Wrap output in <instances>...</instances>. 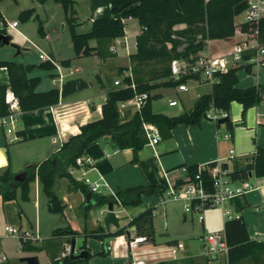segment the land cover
Returning <instances> with one entry per match:
<instances>
[{
	"label": "trees",
	"instance_id": "1",
	"mask_svg": "<svg viewBox=\"0 0 264 264\" xmlns=\"http://www.w3.org/2000/svg\"><path fill=\"white\" fill-rule=\"evenodd\" d=\"M3 1L0 0V4ZM50 1L59 4L65 11L77 58L92 55H98L103 59L110 57V46L113 40L125 36V20L136 19L142 32L137 37V50L130 56L133 75L132 79L128 77L124 79L125 87L115 86L109 89L102 105L101 119L82 125L78 134L71 136L56 153L43 162L27 166L23 172L26 177L22 182L15 179L16 174L10 167L7 168L0 175V196L4 202L15 200L19 189L22 198L27 199L30 183L38 178L43 192L48 198L49 211L64 217L67 205L54 191L57 179L65 178L76 190L88 193V187L74 179L69 170L76 166V160L84 157L91 146L105 137H109V143L116 150L131 149L137 156L138 152L149 143L144 131V123L155 125L163 138H170L173 129L180 124L199 125L205 118L206 112L212 107L228 111L231 103L238 102L243 106V112H245L262 101L264 86L238 88V72L242 67L235 66L228 72L219 74V81L212 85V92L200 96L190 110L175 117H168L153 110V102L161 97L160 94H152L155 90L174 88L189 81H200L201 79L200 74L182 75L179 79L173 78L171 63L183 55L178 50L182 39L201 36L203 39L231 41L237 33H244L249 41L256 39L264 43V16L259 21L236 24V18L242 15L248 7V0H112V16L93 20L90 31L86 33L76 31L79 23L75 0H36L40 4ZM32 18L38 19L35 8L26 9L19 15V20L22 23H27ZM1 22H6V19L0 8V36L8 35L6 28H1ZM179 25H185L186 28L177 30L176 27ZM38 32L41 36H45L41 22ZM93 41H96V46H91ZM152 63L163 66L153 78L147 79L146 75L142 74L141 68ZM70 64V59L61 61L63 67H69ZM1 68L6 69L9 79L8 85H0L2 115L7 114L5 97L8 90H11L19 98L21 110L26 113L55 106L62 98L89 87V84L82 79H70L63 84L61 89L52 88L44 92L37 91L41 84V78L31 77L29 74L37 68L54 71L56 67L50 62H42L36 66L16 61H0ZM245 68L251 72L249 66ZM122 73L120 71L119 75ZM55 76L56 74L52 75V77ZM132 83L136 84L135 89L131 88ZM141 93L148 94L144 106L135 113L126 112L122 118L119 113V104L129 101ZM217 125L220 127L219 124ZM226 126L229 130L233 129L230 120ZM19 135L24 141L34 138L33 135L25 131H20ZM208 166L213 167V163ZM223 167L228 169L226 164H223ZM198 172L199 166L197 165L187 167L188 176L192 180L195 179ZM252 173L257 178L264 177V147H258L245 165L233 161L229 176L233 182L240 183L249 180ZM202 178L205 180L210 178L207 170L202 171ZM183 184L185 182H178L177 187ZM166 193L167 189L161 185H141L120 190L116 193V197L93 194V204H89L86 210L89 213L93 208H104L110 202L125 208H136L142 205L143 197L163 198ZM153 211L154 208H147L129 223L135 228L137 235H143L150 240L155 237ZM224 231L230 248L228 264H243L244 262L264 264V241L250 238L243 218L226 220ZM126 233V226L114 232H107L102 225H99L97 228L85 232V244L82 250L88 251L87 258H72L68 254L59 258L48 248L51 257L50 264H89L92 254L86 245L88 237L102 241L105 247L99 255L108 256L106 246L110 240L124 236ZM77 236H80V233L68 226L54 230L52 240L66 237L68 242H72ZM20 245L22 251L30 250V242L20 240ZM44 250H46L45 246L33 247L34 252ZM61 250L63 251L62 248Z\"/></svg>",
	"mask_w": 264,
	"mask_h": 264
},
{
	"label": "crops",
	"instance_id": "2",
	"mask_svg": "<svg viewBox=\"0 0 264 264\" xmlns=\"http://www.w3.org/2000/svg\"><path fill=\"white\" fill-rule=\"evenodd\" d=\"M5 1L6 0L0 4L1 11L6 21L8 23H13L15 20L10 22L8 15L3 8ZM75 1L78 23L80 25L81 18L85 17L84 15H88L90 22L87 26L89 31L92 27L93 20L112 16V0H80V3L77 0ZM51 3L52 2L50 1L46 4H40L36 2V0H32V6L24 7L35 8L39 19L38 7L45 5L47 6ZM57 5L60 6L59 4ZM29 8H21L22 10H20L19 15L22 11ZM240 16L236 18L237 25L244 22H238V18ZM125 23V36L113 40L110 46V57L103 59L98 55H92L90 57L77 58L74 55L67 58L71 60L69 67L61 66V72L66 77L64 78L63 83H61L59 89H61L63 84L70 79H82L89 84L88 88L71 96L62 98L55 106L42 108L35 112H22L16 126V134L19 135L20 131H25L33 135L34 138L32 140H20L11 143L6 131L0 128V175L9 167L14 174L18 175L23 173L27 166L43 162L51 155L56 153L60 149L61 145L71 136L78 134L82 125L101 119L102 105L106 100L109 89L112 88L110 85L111 82H109V86L107 87V78L105 79L104 76L107 74H112L113 77H115L114 79H117L121 76H126L127 74L131 73L132 64L130 61V56L136 52L137 37L142 32V28L136 19L129 18L125 20ZM185 28V25H179L176 27L177 30H183ZM44 34V37L50 40L48 31H46L45 28ZM246 39L247 36L242 33L236 34L235 37L231 39V41L209 40L203 39L201 36H195L193 39H182L178 48L179 52L183 53L181 58L178 59L179 68L181 70H188L196 66L201 61V59L208 56L209 54L218 55L233 51L236 45L240 44ZM96 45V41L91 42V46ZM112 48H114L116 52H112ZM53 58L60 64L63 60L61 56L58 58L53 56ZM39 60L41 61L40 57ZM0 61L15 60L0 59ZM42 62L43 61H41V63ZM18 63L25 65L29 64V62L25 61H20ZM73 64H78L77 68L74 70L72 69ZM81 64H91L93 66V70L91 69V71L88 72V75L90 78H96L95 80L98 81L101 88L104 90L102 94L93 95L90 93V90L94 88V82L91 81L90 78L86 79L79 76L80 73L84 71V68L80 66ZM34 65L38 66L37 64ZM240 67L246 70L245 66L240 65ZM64 70L67 72H64ZM120 70L123 71L124 75H119ZM0 71L2 72V76L0 77V85H8L9 79L6 69L1 68ZM68 71H72L73 74L69 75ZM50 72H52L49 74L51 81L52 78H54L52 75L58 74L59 71L55 69L54 71ZM29 76L41 78V84L37 88V91L39 92H44L56 87L52 84V82L44 83L43 78L37 74V69L29 74ZM238 77L239 83L237 86L239 89L264 86V68H259L258 70H253L252 72H248L246 70V73H238ZM197 82L201 85L207 81L200 80ZM188 83H186L188 87L187 91H181L179 86L176 87L177 94L181 100L169 98L165 109L161 110H157L153 104L154 112L160 114L171 113V116L175 117L174 113L177 112V114L180 115L186 110H190L200 96L210 94L212 92V88L209 92L198 90V92L193 95L195 98H185V95L190 92ZM161 89L162 88L155 90L152 92V94H160L161 97L164 96L162 92H160ZM96 96L99 97L101 102L99 106L96 104ZM186 99L189 101V104L187 105ZM170 101H176L177 105L170 106ZM180 105H182V109L178 110V108L181 107ZM136 111H138L137 108L130 106L126 112L135 113ZM228 114L229 120L233 124L230 138L226 137V133H228L225 129L226 124H222L220 127H218L217 124H213L211 121L205 118V120L203 119L199 125H178L173 129L170 138L162 137L161 141L155 146H151L149 144L146 145L141 151L138 152L137 156H135L133 150L131 149L116 150L109 143V140H105L104 138L91 146L86 152L85 156L92 159V163L95 168L90 172V176L94 179H97L99 176L104 178L109 187V192H104V195H108L111 193L116 194L120 190L141 185H161L165 187L168 192L170 188L177 187L178 182L186 183L189 180L188 173L187 171H184V168L196 165H209L218 160H222L223 164L228 165V171L230 172L233 167V161L245 165L254 155L258 147H264V92L260 104L243 112V106L233 102L231 103V111L229 109ZM107 146L113 147L114 150L112 153L106 150ZM231 150H234L235 152V159L232 161L229 159ZM107 153H109V156L106 155ZM61 180H65V183H61ZM249 182L255 186V189L247 192L244 195L232 197L229 200L226 209L230 212L231 219L240 217L244 219L248 234L252 240L264 241V177L257 178L253 175L250 177ZM55 184H58V187L62 189L61 197H63L64 202L67 205L65 216L61 217L67 220V225L65 227L54 228L53 231L58 228H66L70 226L72 229L78 231L81 236H85L86 231H91L97 228L99 225L104 227L103 218H98L95 220L91 213L92 210L87 213L86 207L89 204H93V194L90 193V191L88 193H83L80 190H76L65 178L57 179ZM239 184L240 183L237 182L234 184V186H238ZM202 188L207 194H211L214 191L212 182L209 179L203 182ZM154 197L156 198V201L145 206H143V203L141 206L136 208H125L118 205L114 206L116 215L120 218H123V220L120 221V228L126 226L127 233L124 236L110 240L111 245L114 247L111 255L114 258L122 260L123 264L127 261L130 255L128 254L129 249L127 245L129 235L136 234L135 228L129 225L130 221H132L133 218L138 216L147 208L159 207L161 201L164 198L166 201L164 204L162 203L163 206L168 204V202H171L166 194L163 198H158L156 196ZM145 198L147 197H143V200ZM0 200H2L1 196ZM176 202L181 209H184V203L182 201H175V203ZM6 204L8 205V201ZM171 206L172 205L166 207V209L163 208V210L160 211L163 213L164 219H166L167 216L169 218L170 216L172 217L173 212L175 213L174 215L178 214L176 207L172 208L173 206ZM40 207L41 205L39 203L37 205V211H40ZM116 207L122 208L126 215L124 217L120 216V212L119 210H116ZM104 210L105 208L98 209L101 214ZM22 213L23 211L21 210L20 215ZM189 216L191 221L197 220L202 224L203 235L200 236L201 240H198V235L200 232L193 224L184 221L181 229H172V226L170 225L169 228L168 222L165 220L163 226L165 232L160 236L170 237L173 235L174 238L171 241L165 243H158L155 238H153L147 242V244L138 246L137 250H158L159 248L165 246L178 245L181 249L182 255L180 260H165L163 259L164 257L159 256L157 258L159 263L222 264V262L220 263L219 261L222 257H220L218 260L210 261L202 255L203 237L209 232L214 233V231H216V227L208 225L205 222L206 217L204 221H200L197 214L195 213L189 214ZM195 216L196 219L194 218ZM174 220L177 221V217ZM223 221L225 228L226 218L224 216V212ZM154 227L156 232L157 228L156 226ZM19 229H21V231H30L33 234L39 233L38 224L35 225L31 223L30 228L24 229L21 227ZM115 230L117 229L111 226L110 232H114ZM76 239L77 237L73 240L75 241V247L77 242ZM72 242H68L66 237L55 240H52V238L49 240L44 238L40 244H37L35 241H31L29 248L30 250L23 251L22 258L31 256L38 258L37 253L39 252H34L33 247L42 246H45L46 250L44 251L48 256L49 250L51 249L54 254L61 258L65 256L67 251L70 249L68 247V243L71 245ZM60 250L61 252H59ZM81 251L83 250L81 249ZM7 252H9V250L6 249L3 238L0 237V258H7L5 262L0 264H27L25 262H21L22 258L18 263L12 262L9 253L7 254ZM92 261L93 260H91L89 264H91ZM224 262V264H228L225 258ZM245 263L247 264V262H244L243 264ZM46 264H50V262L48 261Z\"/></svg>",
	"mask_w": 264,
	"mask_h": 264
},
{
	"label": "built area",
	"instance_id": "3",
	"mask_svg": "<svg viewBox=\"0 0 264 264\" xmlns=\"http://www.w3.org/2000/svg\"><path fill=\"white\" fill-rule=\"evenodd\" d=\"M245 15L244 22H254L259 21L264 16V0H248V7L243 13ZM18 22L13 23L1 22V28L17 29ZM238 34V33H237ZM244 34V33H242ZM246 35V34H245ZM247 36V35H246ZM112 52H116L114 48L111 49ZM40 59L43 62L52 63L56 69L59 71L51 82L53 85L58 83H63L64 78L66 77L62 72V65L58 63L53 57L45 53H40ZM249 66L251 72L253 70H258L259 68H264V43L259 42L254 39L252 41L248 40V37L245 41L236 45L233 51L224 54L212 55L201 59V61L194 67L188 70H181L179 68L178 60H174L171 63L172 75L174 79H179L182 75L188 74H200L201 79L207 82H211L212 85L219 81L218 75L228 72L231 68L235 66ZM69 75H72V71H68ZM128 78L132 79V75L127 74ZM115 86L125 87V84L122 79H117L114 81ZM131 88L135 89L136 84L132 83ZM181 91H187L188 87L186 84L179 86ZM148 98L147 93L137 94L133 99L119 104V113L122 118L125 116V112L129 109L130 106H133L140 110ZM5 103L7 105V114H1L0 108V128L6 131L7 136H9V141L11 143L22 140V137L16 134V126L19 121V117L22 114L20 107L19 98L11 91L8 90L5 97ZM170 106H176V101H170ZM223 118L229 119L228 111L219 110L212 107L205 114V119L215 122L216 124ZM146 137L148 139V144L151 146L157 145L162 136L159 129L151 124L144 123L143 125ZM226 137L230 138V134L226 133ZM109 156V153L106 154ZM229 159L232 161L235 159L234 150L230 151ZM95 168L92 163V159L84 156L76 160V166L70 168V175L77 181L86 185L92 194H104V192H109V187L106 181L102 176H99L97 179H94L90 176V172ZM207 170L212 182L214 191L211 194L204 192L202 184L205 179L202 178V171ZM184 171H187V168H184ZM254 174L252 173V176ZM251 176V177H252ZM233 182L229 176L228 169L223 167V161L218 160L213 163V167L208 165L199 166V172L195 176V179L189 180L179 186L173 187L168 190L166 193L168 199H173L175 201H182L184 203V211L187 214L195 213L198 216L200 221H204L205 216L204 212L208 207H217L220 206L223 208L224 216L226 220L231 219L230 212L226 209V206L229 200L237 195H244L247 192H250L255 189V186L249 182V180L242 181L238 186H234ZM116 197L115 193H111ZM167 199V198H166ZM165 198L161 201L165 203ZM115 206V205H114ZM159 206V207H160ZM159 207L154 208L153 216H157L160 210ZM105 210L102 212L104 216L107 212V206L104 207ZM167 226V223H166ZM5 231L11 235L19 236L20 240L23 242H31L35 240V237L39 239V235L33 234L30 231H21V229L5 226ZM150 239L143 235L132 234L129 235L127 241L129 249V257L124 264H160L157 259L159 256L164 257L165 260H180L181 259V249L178 245H169L162 248L139 251L138 246L147 244ZM114 250V247L111 245V241L106 246V251L111 254ZM229 245L227 243V237L225 231L208 233L203 237V246H202V255L209 260H218L220 257L228 259L229 254ZM7 260L6 257L0 258V263H3Z\"/></svg>",
	"mask_w": 264,
	"mask_h": 264
},
{
	"label": "rangeland",
	"instance_id": "4",
	"mask_svg": "<svg viewBox=\"0 0 264 264\" xmlns=\"http://www.w3.org/2000/svg\"><path fill=\"white\" fill-rule=\"evenodd\" d=\"M77 1H79L80 3V0ZM32 5H33L32 0H6L4 2L3 8L5 9V12L7 13L10 22L15 20L19 24L18 29L8 28L7 32L8 35L11 36L12 38V43L17 44L21 48V54L18 55V50L12 46H2L0 48V59L15 60L17 62L25 61V62H29V64H37L39 66L41 64V61L39 60V54L42 52L48 54L49 56L52 57L54 56L56 58L61 56L63 60L69 58L70 56H74L75 52L73 49V43L71 39L70 27L66 21V15L64 9L61 6H58L56 3L52 2L47 6L45 5L38 7L39 19H32L27 23H22L19 20V12L20 10H22L21 8H29L24 6H32ZM84 16L85 17L81 18L80 21L81 24L78 25L76 28V31L78 33H82V32L86 33L89 31L87 26L88 23L90 22L89 17L88 15H84ZM244 19H245V15L242 14L238 18V22H242L244 21ZM40 22L42 23L46 31H48L50 40L41 36L38 33ZM77 65L78 64H73L72 69L74 70L75 68H77ZM80 66L84 68V71L81 72L79 76L86 79L90 78L88 72L91 71V69L93 70V66L91 64H81ZM162 66L163 65L158 63H152L143 66L141 70L143 74L146 75V78L150 79L158 73V70ZM132 69H133V65H132ZM132 69H131V75H133ZM64 72L67 71L64 70ZM50 73L52 72L37 68V74H39L43 78L44 83L51 82L49 76ZM238 73H242V74L246 73V70L244 68H241ZM122 74L124 75V73ZM1 76H2V72L0 71V77ZM104 77L105 79L107 78V82H106L107 87L109 86V82H111L110 84L111 87H115L114 84L115 80L122 79L124 82V79L127 78V76H121L120 78L114 79L115 77H113L112 74H107ZM90 79L91 81L94 82V88L90 90V93L93 95L102 94L104 90L103 88H101L98 81L95 80L96 78L91 77ZM188 84L190 87V92L185 95V98H189V99L195 98V96L193 97V95H195L198 92V90L209 92L210 89L212 88L211 82H206L200 85L197 81L196 82L189 81ZM55 86H56L55 88L59 89L61 83H58ZM160 92H162L164 96L156 99L153 102L157 110L165 109L169 98H176L181 100L177 94L176 87L162 88ZM96 99H97L96 104L99 106L101 104L99 97L96 96ZM187 104H189L188 99H186V105ZM180 106L181 107H179L178 110L182 109V105ZM229 109L231 111V105ZM164 115L168 117H172L171 113ZM177 115H178L177 112L174 113V116ZM212 123L214 124L215 122ZM225 129L229 134H231V130H229L226 125H225ZM106 150L112 153L114 149L112 146H107ZM61 183H65V180H61ZM54 191L64 202L63 197H61L62 189L58 187V184H55ZM155 199L156 198L154 196L145 198L143 200V206L153 203L154 201H156ZM169 200L171 202H168V204L164 206L162 204L158 209L161 211L163 210V208L166 209V207L172 205L173 206V207L171 206L172 208L176 207V211L178 214L174 215L175 213L173 212L172 217L170 216L169 218L167 216L166 219H164L163 213L161 212L158 213V215L154 218V226H156L157 228L154 237L155 240L158 243H165L171 241L174 238L173 235L170 237L160 236L165 232L163 228L165 220H167L169 228L170 225L172 226V229L173 228L181 229L184 221L193 224L195 227H197L198 231L200 232L198 235V240H199L201 238L200 236L203 235L202 224L199 223L197 220L191 221L189 214H186L184 212V209H181L178 206L177 202L175 203L173 199L172 200L169 199ZM6 203L7 202H3V200H0V237L3 238L4 246L6 247L7 250H9L7 254L9 253L12 262L18 263L20 259L23 257L22 255L23 251L20 247L19 236L6 233V231L4 230V227L6 225L16 228L22 227L24 229H28L30 228L31 223L35 225L38 224L39 239L35 237L34 240L37 244H40L44 238H47V240L52 238V232L54 228L65 227L67 225L66 219L61 218L58 214H54L49 211L48 198L44 194L42 185L38 178H36L33 182L30 183V191L27 199L22 198L21 190L19 189L17 191L16 199L12 201H8V205ZM39 203L41 207H40V211H37V205ZM4 204H6L7 206L6 205L3 206ZM21 210L23 211V213L20 215ZM116 210L117 211L119 210L120 216L124 217L126 215L122 208L116 207ZM91 213L95 220L98 218L100 219L103 218L102 214L96 208H93ZM204 215L206 217L205 222L208 225H211L212 227H216V231H214V233L224 231L223 208H221L220 206L208 207L206 208ZM176 217L178 219L177 221L174 220ZM194 218L196 219V216ZM36 235L37 234H35V236ZM76 241L77 242L75 247V254H80L82 252L81 249L85 244V237L81 235L77 236ZM86 244L91 254L93 255L92 256L93 258L92 257L90 258L89 263L91 262V260H93L91 264H123L122 260L114 258L111 254L108 256L99 255L105 247L102 241L93 237H88L86 240ZM68 247L70 249L67 251V254L71 255L72 244L70 245L68 243ZM37 256L39 258L40 264H46L48 261L51 262V257L48 256L45 251H40L39 253H37ZM219 261L220 263L222 262V264L225 263L223 257L220 258Z\"/></svg>",
	"mask_w": 264,
	"mask_h": 264
},
{
	"label": "water",
	"instance_id": "5",
	"mask_svg": "<svg viewBox=\"0 0 264 264\" xmlns=\"http://www.w3.org/2000/svg\"><path fill=\"white\" fill-rule=\"evenodd\" d=\"M0 43L2 46H12L18 50V55L21 53V48L17 45L12 43V38L9 35H1L0 36ZM229 121L228 118H223L219 121V125L226 124ZM105 140H109V137H105ZM252 174H250V177ZM26 177L25 173H20L16 175L15 179L19 182H22ZM123 218H120L116 215V212L114 210V203L110 202L107 205V212L105 213L103 217V223L104 227L107 232L111 230V226L115 227L116 229L120 228V221H122ZM71 257L72 258H80L85 259L88 257V251L83 250L80 254H75V241L72 242V248H71ZM21 262H25L27 264H39L38 258L35 256L31 257H24L21 259Z\"/></svg>",
	"mask_w": 264,
	"mask_h": 264
}]
</instances>
